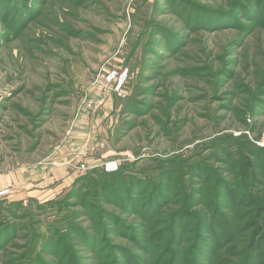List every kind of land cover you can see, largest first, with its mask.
I'll list each match as a JSON object with an SVG mask.
<instances>
[{"label": "rangeland", "instance_id": "1", "mask_svg": "<svg viewBox=\"0 0 264 264\" xmlns=\"http://www.w3.org/2000/svg\"><path fill=\"white\" fill-rule=\"evenodd\" d=\"M76 131L120 176L0 196V264H264V0H0V173Z\"/></svg>", "mask_w": 264, "mask_h": 264}, {"label": "crops", "instance_id": "2", "mask_svg": "<svg viewBox=\"0 0 264 264\" xmlns=\"http://www.w3.org/2000/svg\"><path fill=\"white\" fill-rule=\"evenodd\" d=\"M96 104L100 106V101ZM83 134V131H76L72 138L42 161L24 163L16 169L0 173V190L8 189L12 197L40 198L50 197L70 187L85 171L77 166L79 163L92 168L100 166L97 162L102 163L108 157L107 150L100 151L98 158L93 157L94 146L82 142Z\"/></svg>", "mask_w": 264, "mask_h": 264}, {"label": "built area", "instance_id": "3", "mask_svg": "<svg viewBox=\"0 0 264 264\" xmlns=\"http://www.w3.org/2000/svg\"><path fill=\"white\" fill-rule=\"evenodd\" d=\"M127 68L122 69H108L102 76L96 78V82L100 81L103 84V87H112V90L119 96L124 94V87L127 79ZM85 105L89 108L97 107L95 102H92L90 99L85 101ZM259 145L264 146V141H259ZM119 159H106L104 160L99 167L102 168L105 172H114L119 168ZM82 170H89L84 163H79L77 165ZM8 189H1L0 196L11 197Z\"/></svg>", "mask_w": 264, "mask_h": 264}, {"label": "trees", "instance_id": "4", "mask_svg": "<svg viewBox=\"0 0 264 264\" xmlns=\"http://www.w3.org/2000/svg\"><path fill=\"white\" fill-rule=\"evenodd\" d=\"M261 148H263V150H264V147L262 146ZM119 168H120V164H119ZM119 168H118V170L117 171H114V172H110V173H108V172H105V171H103L102 170V168L101 167H97V168H92V170H90V171H88V172H90V173H92V174H94L95 172H99V173H101L102 175H104V176H106L107 178H117V177H119L120 176V174H121V172L119 171ZM83 177H84V174L83 175H81L80 177H78L77 179H76V181L73 183V184H75L76 182H78V181H81L82 179H83ZM72 184V185H73Z\"/></svg>", "mask_w": 264, "mask_h": 264}]
</instances>
